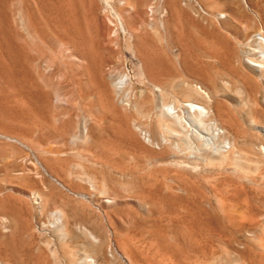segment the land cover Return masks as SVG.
I'll return each instance as SVG.
<instances>
[{"label": "rangeland", "instance_id": "rangeland-1", "mask_svg": "<svg viewBox=\"0 0 264 264\" xmlns=\"http://www.w3.org/2000/svg\"><path fill=\"white\" fill-rule=\"evenodd\" d=\"M260 32L264 0H0V264H264Z\"/></svg>", "mask_w": 264, "mask_h": 264}, {"label": "bare ground", "instance_id": "bare-ground-1", "mask_svg": "<svg viewBox=\"0 0 264 264\" xmlns=\"http://www.w3.org/2000/svg\"><path fill=\"white\" fill-rule=\"evenodd\" d=\"M182 102H184V101H182ZM166 104H168V103H166ZM178 111L180 113H182V116H178L179 115ZM161 113L163 115H166L169 118H171V120H173V122L178 126H181L180 125L181 119H183L184 120L183 123L184 124L186 123L191 128V130L196 134V136L203 138V140L205 142H211L212 143L214 141L215 138L213 137L214 135L212 136V134L210 133L209 124H205V123L203 124V122L200 119V117L201 116L203 117V115H205V113H206L204 106H202L200 104L191 103V102L182 103V104L180 103V105H179V103H178V105L177 104H174V105L168 104V105L161 107ZM216 133H218V132H216ZM220 145L222 146V144H220ZM213 147H215V146H213Z\"/></svg>", "mask_w": 264, "mask_h": 264}, {"label": "built area", "instance_id": "built-area-1", "mask_svg": "<svg viewBox=\"0 0 264 264\" xmlns=\"http://www.w3.org/2000/svg\"><path fill=\"white\" fill-rule=\"evenodd\" d=\"M258 35H259V39H261L264 42V32L263 33L260 32Z\"/></svg>", "mask_w": 264, "mask_h": 264}]
</instances>
